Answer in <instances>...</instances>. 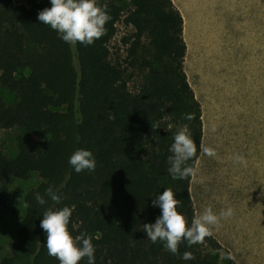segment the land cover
I'll return each mask as SVG.
<instances>
[{
    "label": "trees",
    "instance_id": "1",
    "mask_svg": "<svg viewBox=\"0 0 264 264\" xmlns=\"http://www.w3.org/2000/svg\"><path fill=\"white\" fill-rule=\"evenodd\" d=\"M97 3L111 16L105 34L70 46L36 19L49 0H0V87L14 94L9 103L0 97V128L18 131L16 154L0 152V214L11 176L41 179L24 196V221L0 264H59L47 253L40 221L47 208L64 206L73 209V235L93 238L95 264H237L212 235L191 246L182 240L173 254L143 231L160 214L152 200L165 188L180 200L186 223L194 217L191 177L172 180L167 171L175 133H191L193 169L202 136L200 105L183 69L180 12L172 0ZM120 20L131 28L121 39L122 62L110 59L107 46ZM79 148L93 153V171L76 173L68 164ZM49 185H62L60 202L44 197L38 205L34 194L44 196ZM185 252L193 259H181Z\"/></svg>",
    "mask_w": 264,
    "mask_h": 264
},
{
    "label": "rangeland",
    "instance_id": "2",
    "mask_svg": "<svg viewBox=\"0 0 264 264\" xmlns=\"http://www.w3.org/2000/svg\"><path fill=\"white\" fill-rule=\"evenodd\" d=\"M120 2L128 7V0ZM172 2L183 20V69L201 111L200 153L189 185L193 219L206 207L214 213L230 207L233 215L211 229V235L224 242L229 236H245L249 243L254 238L264 252V0H221L223 11L219 0L217 5L214 0ZM130 32L117 22L107 44L112 61H123L126 46L121 39ZM136 78L129 79L130 88ZM0 97L7 103L14 100V94L1 87ZM212 125L215 132L210 131ZM17 132L0 128V152L7 157L17 152ZM202 146L214 148L216 155H205ZM234 154L244 163H234ZM40 181L35 172L24 179L9 178L0 214V258L9 254L24 221L26 192ZM234 253L239 264H259L241 256V247Z\"/></svg>",
    "mask_w": 264,
    "mask_h": 264
},
{
    "label": "clouds",
    "instance_id": "3",
    "mask_svg": "<svg viewBox=\"0 0 264 264\" xmlns=\"http://www.w3.org/2000/svg\"><path fill=\"white\" fill-rule=\"evenodd\" d=\"M49 7H45L37 13L36 19L40 24L49 26L59 34V38L70 46L76 44L91 45L105 34V24L111 19L108 10L101 7L97 0H49ZM192 114H186L185 119L191 120ZM215 125L210 131L215 132ZM201 151L207 156H215L214 148L202 146ZM172 153L168 157L167 169L172 180H183L195 175V170L187 165L196 153V145L191 133L186 127H181L173 136V142L169 147ZM234 163H244L240 154H234ZM68 164L73 171L80 173L83 170L89 172L96 167L95 157L88 149H76L68 158ZM61 186L49 185L44 190V196L34 194L38 205H45L47 197L54 203L61 199ZM180 200L176 199L172 189L165 188L152 200L154 207L160 209V214L154 223L143 225L146 238L152 243L160 241L165 249L175 254L178 244L183 240L189 246L199 243L206 236H211L214 227H218L221 220L230 218L233 209L228 207L214 213L211 207H206L195 216L190 223H186L183 213L177 210ZM73 209L68 206L62 208H47L42 215L40 227L46 234L44 243L49 256L55 257L59 264H78L83 258H87V264H95L94 245L92 237L84 234L73 235L69 229V220ZM231 259L230 256L226 257ZM183 260L193 259L191 253L185 252L181 256Z\"/></svg>",
    "mask_w": 264,
    "mask_h": 264
},
{
    "label": "crops",
    "instance_id": "4",
    "mask_svg": "<svg viewBox=\"0 0 264 264\" xmlns=\"http://www.w3.org/2000/svg\"><path fill=\"white\" fill-rule=\"evenodd\" d=\"M216 2H217V0H214L215 5H217ZM218 3H220V6H221L222 11H223V2H221V0H219ZM218 242L224 248H226L228 250L230 257L237 264H239L241 262V260L238 261L237 259H235V255L237 256L238 253H234V252L237 251V249L239 247L244 249V253H241V256L249 257L251 259L250 262L264 264V252L259 251L260 245L256 241V239H254V238H252L251 242L249 243V241L245 238V236L240 237L239 235H237V236H233V237L229 236L228 240H226L225 242L224 241H218ZM224 243H226V244H224ZM249 247H251V250H248Z\"/></svg>",
    "mask_w": 264,
    "mask_h": 264
},
{
    "label": "bare ground",
    "instance_id": "5",
    "mask_svg": "<svg viewBox=\"0 0 264 264\" xmlns=\"http://www.w3.org/2000/svg\"><path fill=\"white\" fill-rule=\"evenodd\" d=\"M209 15H210V14H209ZM211 23H212V22H211ZM213 26H214V25H213ZM213 29H214V28H213ZM211 30H212V29H211ZM212 31H213V30H212ZM214 31H215V30H214ZM210 32H211V31H210ZM210 32H209V33H210ZM216 33H217V32H216ZM213 34H214V33H212V35H213ZM219 35H220V34H219ZM214 36H215V35H214ZM208 38H209V37H208ZM217 39L219 40V36H218V35H217ZM212 40H213V39H212ZM215 40H216V36H215ZM223 40H224V39H223ZM207 41H208V39H207ZM216 41H217V40H216ZM212 42L214 43V41H212ZM208 43H210V42H208ZM213 43H212V44H213ZM218 43H219V42H218ZM215 45H216V44H215ZM217 45H218V44H217ZM210 46H211V45H210ZM218 47H219V46H218ZM210 48H214V47H210ZM214 49H216V48H214ZM218 51H219V50H218ZM210 52H211V51H210ZM216 52H217V51H216ZM209 54H210V53H209ZM209 54H208V55H209ZM216 55H217V54H216ZM213 58H214V57H213ZM213 68H214V67H213Z\"/></svg>",
    "mask_w": 264,
    "mask_h": 264
}]
</instances>
